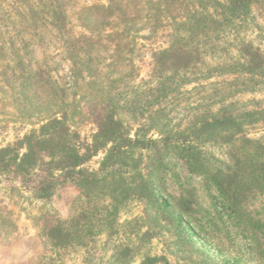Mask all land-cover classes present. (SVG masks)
<instances>
[{
	"label": "trees",
	"instance_id": "obj_1",
	"mask_svg": "<svg viewBox=\"0 0 264 264\" xmlns=\"http://www.w3.org/2000/svg\"><path fill=\"white\" fill-rule=\"evenodd\" d=\"M262 1L212 0V11L177 14L164 12V0H98L89 5L82 0H0V95L20 106V113L45 114L37 129L0 148V175L39 201L50 202L72 185L78 192L73 204L100 195L115 206L127 191L124 185L130 187L129 179L135 177L138 167L133 163L139 161L134 157L157 154L156 145L162 143L197 168L206 146L217 140L226 149L227 171L207 179L231 216L251 222L241 201L251 192L264 196V99L252 98L242 108L228 99L264 93V51L251 39L253 9ZM154 4L162 28L157 45L141 43L137 36L142 27H136L137 14ZM35 46L42 50L41 60L33 56ZM63 62L69 64L68 78L59 83L51 73ZM145 62L147 81L140 90L113 77L123 64L132 72ZM30 96L38 103L24 107ZM84 109L95 127L89 142L74 127ZM118 110L136 125L118 118ZM174 118L178 123L173 124ZM255 124L263 131L250 138L244 128ZM100 153L99 168L88 169L87 163ZM135 184L139 181L133 188ZM178 201L184 203L180 211L190 210L193 192ZM97 212L77 207L61 219L54 211L48 217L53 220L42 227L43 237L54 250L65 249L82 238ZM259 216L253 228L264 243V202ZM259 247L264 261V245Z\"/></svg>",
	"mask_w": 264,
	"mask_h": 264
},
{
	"label": "rangeland",
	"instance_id": "obj_2",
	"mask_svg": "<svg viewBox=\"0 0 264 264\" xmlns=\"http://www.w3.org/2000/svg\"><path fill=\"white\" fill-rule=\"evenodd\" d=\"M95 1L98 0H82V3L89 5ZM210 1L164 0L160 5L164 4V12L183 14L195 10L212 11ZM155 7L159 6L154 4L137 14L136 27H142L137 36L141 43L157 45L160 42L162 28ZM253 16L251 39L260 43L264 51V0L253 9ZM51 52L52 48L47 50ZM33 56L41 60L42 50L35 46ZM147 63H137L132 72L123 64L113 77L120 76L122 84H136L140 90L147 81ZM68 69V62L61 63L60 68L51 73L52 79L59 83L66 81ZM125 94L133 95L131 91ZM252 98L262 101L264 93H244L228 101L237 100L239 105L236 106L242 108ZM37 103L38 99L32 96L26 103L22 102L24 107ZM261 105L264 106V102ZM20 112H23L20 106H13L10 98L0 95V148L11 146L30 130L37 129L38 121L45 115L42 112L32 117L35 114ZM117 117L129 125H136L121 110ZM176 123L174 118L173 124ZM74 127L82 139L90 141L95 127L85 109L74 118ZM262 131L260 124L244 128V134L250 138L259 137ZM150 136L156 138L158 135L152 131ZM156 148L157 154L148 151L143 152L141 158L134 157L139 161V164L133 163L138 167L135 177L129 179L130 187L124 185L127 191H123L115 206L106 200L108 197L100 195L95 201L82 199L81 204H73L72 198L78 192L72 185L58 191L50 202L39 201L9 177L0 175V264H264L259 253V245L264 243L253 228L254 221L260 217L264 196L255 192L246 194L241 210L251 222L240 221L230 215L214 182L207 179L213 172L227 171L225 147L217 140L210 142L204 151V161L197 168L188 166L175 150L162 148V143ZM102 159L100 153L86 167L97 170ZM203 170L205 173L201 172ZM135 181H139L134 185L135 190L142 189L137 194L133 193ZM189 191L193 192L195 201L190 210L180 211L184 200H178ZM77 207L88 212L98 211V214L85 225L80 240H72L65 249L54 250L43 237L42 227L53 220L48 217H54V211L58 217L66 219Z\"/></svg>",
	"mask_w": 264,
	"mask_h": 264
}]
</instances>
